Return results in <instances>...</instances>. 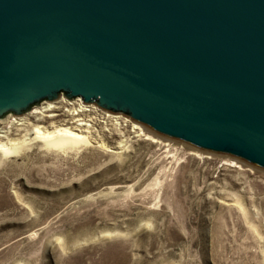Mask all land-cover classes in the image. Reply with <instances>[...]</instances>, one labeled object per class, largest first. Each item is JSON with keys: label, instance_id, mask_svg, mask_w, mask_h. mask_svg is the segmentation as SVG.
I'll return each instance as SVG.
<instances>
[{"label": "water", "instance_id": "1", "mask_svg": "<svg viewBox=\"0 0 264 264\" xmlns=\"http://www.w3.org/2000/svg\"><path fill=\"white\" fill-rule=\"evenodd\" d=\"M59 95L264 172V0H0V119Z\"/></svg>", "mask_w": 264, "mask_h": 264}, {"label": "rangeland", "instance_id": "2", "mask_svg": "<svg viewBox=\"0 0 264 264\" xmlns=\"http://www.w3.org/2000/svg\"><path fill=\"white\" fill-rule=\"evenodd\" d=\"M70 102L0 119L2 143L90 138L0 154V264H264V172Z\"/></svg>", "mask_w": 264, "mask_h": 264}, {"label": "bare ground", "instance_id": "3", "mask_svg": "<svg viewBox=\"0 0 264 264\" xmlns=\"http://www.w3.org/2000/svg\"><path fill=\"white\" fill-rule=\"evenodd\" d=\"M64 102L61 98L58 100H55L53 102L47 103L45 107H40V110L33 111L32 113H37L40 115H43L44 112L49 111L54 107V103H57V107L59 108L60 104ZM59 103V104H58ZM59 105V106H58ZM68 105H71L69 102ZM77 106L79 107L77 112H81L82 109L84 111H88L85 105H82L81 103H78ZM30 113V114H32ZM74 115H76V112H73ZM115 116V115H113ZM112 118H116L117 116ZM48 117H51V115H48ZM23 118H17L18 123L21 124L23 121ZM81 125V124H80ZM0 133H4L3 131H0ZM86 131L81 129L80 127H65V128H56L53 131H46L44 128L41 129V127L35 126L33 130L28 133L27 137L21 139V140H13L9 143H2L0 141V154L2 157L10 156L16 152H18L23 147L32 144V143H40L45 148H51V149H57V150H66L71 148H79L81 146L87 145L90 143V138L88 135L85 134ZM0 134V137L3 135ZM165 139V138H163ZM195 154H199L196 150L192 149ZM201 153H205L202 151H199Z\"/></svg>", "mask_w": 264, "mask_h": 264}, {"label": "built area", "instance_id": "4", "mask_svg": "<svg viewBox=\"0 0 264 264\" xmlns=\"http://www.w3.org/2000/svg\"><path fill=\"white\" fill-rule=\"evenodd\" d=\"M59 98H61L62 100H64V102L62 103L63 105H64V104L68 105V103L70 102V100H69V99H66L65 97H63V95H60ZM57 100H58V99H57ZM71 100L77 102L76 105H77L78 103H81V99H80V98H73V99H71ZM44 102H45V101H43L42 103H44ZM70 103L72 104V102H70ZM81 104H82V103H81ZM82 105H85L86 108L88 109V111H89V110H92V111H95V112H99V113L102 114V115H105V116H111V117H112L113 115H115V116H117V117H116L117 119H122V121H126V122H129V123H130V121H131V120H128L126 117L122 116V115H119V114H111V113L105 112V111L99 109L98 107H96V106L93 105V104H82ZM69 106H70V105H69ZM115 116H113V117H115ZM12 118H13V117H12Z\"/></svg>", "mask_w": 264, "mask_h": 264}]
</instances>
